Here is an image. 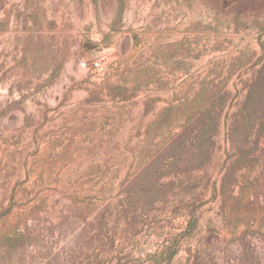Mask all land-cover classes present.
Wrapping results in <instances>:
<instances>
[{
	"label": "rangeland",
	"instance_id": "rangeland-1",
	"mask_svg": "<svg viewBox=\"0 0 264 264\" xmlns=\"http://www.w3.org/2000/svg\"><path fill=\"white\" fill-rule=\"evenodd\" d=\"M258 71L264 0H0V264H264Z\"/></svg>",
	"mask_w": 264,
	"mask_h": 264
},
{
	"label": "trees",
	"instance_id": "trees-1",
	"mask_svg": "<svg viewBox=\"0 0 264 264\" xmlns=\"http://www.w3.org/2000/svg\"><path fill=\"white\" fill-rule=\"evenodd\" d=\"M259 72L260 71L255 73L254 77L249 79L247 83L248 87L246 89L247 92L243 97V105L235 114H232L233 117H229L228 113L218 109L216 103L218 102L219 104H223V98L220 96L221 93L216 92L219 88L215 85L207 86L202 89V91H200L197 95V100L200 102L201 100L202 102L205 100V104L212 102L211 104H215L216 108L210 111L209 107L208 109L200 107L197 112L199 114L198 119L201 121L206 119V117L207 119L210 118L213 122V125L211 126L213 128H217L216 125H218V121L220 124L222 118H224L226 123L229 122L227 125V131L229 137L231 138L229 141L232 144H235L236 140L240 138H237L236 134L241 129V125H244L247 122L250 123L251 125L247 127V130H250V132L245 135V138L247 137L251 139L259 137L260 139L257 142L258 145L261 146L260 150L264 155V75ZM224 92H226V90ZM202 130L205 132V125L191 131L190 139L192 141L201 140L204 137L201 133ZM241 151H243V149H240L238 152Z\"/></svg>",
	"mask_w": 264,
	"mask_h": 264
}]
</instances>
